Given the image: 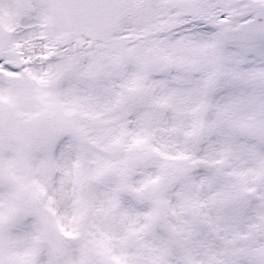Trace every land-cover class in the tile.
I'll return each instance as SVG.
<instances>
[{
    "label": "snow or ice",
    "instance_id": "1",
    "mask_svg": "<svg viewBox=\"0 0 264 264\" xmlns=\"http://www.w3.org/2000/svg\"><path fill=\"white\" fill-rule=\"evenodd\" d=\"M0 264H264V0H0Z\"/></svg>",
    "mask_w": 264,
    "mask_h": 264
}]
</instances>
